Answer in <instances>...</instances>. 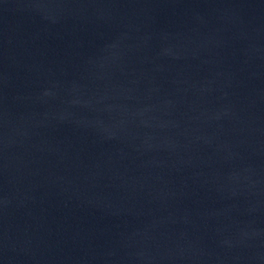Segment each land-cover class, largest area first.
I'll list each match as a JSON object with an SVG mask.
<instances>
[{"label":"water","instance_id":"1","mask_svg":"<svg viewBox=\"0 0 264 264\" xmlns=\"http://www.w3.org/2000/svg\"><path fill=\"white\" fill-rule=\"evenodd\" d=\"M0 264H264V0H0Z\"/></svg>","mask_w":264,"mask_h":264}]
</instances>
